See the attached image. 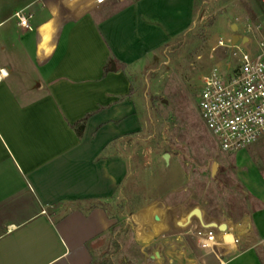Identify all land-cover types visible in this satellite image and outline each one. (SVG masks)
<instances>
[{"label":"crops","instance_id":"1","mask_svg":"<svg viewBox=\"0 0 264 264\" xmlns=\"http://www.w3.org/2000/svg\"><path fill=\"white\" fill-rule=\"evenodd\" d=\"M67 3L0 0V264H92L109 247L116 219L106 203L131 171L123 143L143 129L131 70L189 29L194 6L109 0L75 13ZM22 9L33 14L31 29L18 25ZM85 117L79 136L73 125ZM186 209L161 205L146 221L152 264H219L199 252L206 228ZM235 218L225 224L236 246L219 245V257L264 264L256 253L232 256L239 245L253 251L264 206ZM223 234L215 230L217 241Z\"/></svg>","mask_w":264,"mask_h":264},{"label":"rangeland","instance_id":"2","mask_svg":"<svg viewBox=\"0 0 264 264\" xmlns=\"http://www.w3.org/2000/svg\"><path fill=\"white\" fill-rule=\"evenodd\" d=\"M185 13L184 5V25ZM254 21H264L261 0H194L189 29L131 70L132 89L142 103L143 129L123 143L131 171L124 192L106 203L116 223L99 258L121 252L120 264H152L146 221L161 205L199 207L222 223L250 207L264 206L258 196L264 195V136L241 151L222 150L202 118L198 95L202 75L232 58L223 47L213 51L218 40L244 32ZM254 236L253 251L244 252L247 247L239 245L232 256L257 254L264 262L263 229L254 228ZM198 250L205 259L215 260L207 249Z\"/></svg>","mask_w":264,"mask_h":264},{"label":"built area","instance_id":"3","mask_svg":"<svg viewBox=\"0 0 264 264\" xmlns=\"http://www.w3.org/2000/svg\"><path fill=\"white\" fill-rule=\"evenodd\" d=\"M107 1L67 0V5L73 11H82ZM14 15L19 26L31 29V12L22 9ZM244 46L250 48L244 49ZM218 47L232 53V58L229 62L213 65L202 75L199 108L206 127L222 150L238 152L264 136V23H249L244 32L231 35L226 40L219 39L213 51ZM6 75L1 70L0 80ZM215 230L206 228V231L199 232L200 247L212 252L219 264H225L216 251L222 241H217Z\"/></svg>","mask_w":264,"mask_h":264},{"label":"water","instance_id":"4","mask_svg":"<svg viewBox=\"0 0 264 264\" xmlns=\"http://www.w3.org/2000/svg\"><path fill=\"white\" fill-rule=\"evenodd\" d=\"M238 37V36H236ZM244 40L246 41V38H244ZM115 65H113V69H115ZM170 154L166 153L164 154V158L166 161L169 160ZM192 216H196L197 218H199L202 221V227L204 228H214L220 232H224L227 230V225L225 223H219L216 221H211L208 223L203 222L202 220V212L201 209L199 207H195L191 212H190V217Z\"/></svg>","mask_w":264,"mask_h":264},{"label":"trees","instance_id":"5","mask_svg":"<svg viewBox=\"0 0 264 264\" xmlns=\"http://www.w3.org/2000/svg\"><path fill=\"white\" fill-rule=\"evenodd\" d=\"M213 21H214V18H213V17L209 18V24H212ZM86 120H87V117H85V118L79 120L77 123H75V124L73 125V127L75 128V130H76V132H77V134H78L79 136H81L82 133H83V130H84V127H85V123H86ZM118 247H119V246H118ZM113 256H114L113 253L110 254V255L107 254L106 256L99 258L98 260H96V261H95L94 263H92V264H113V261H112V257H113Z\"/></svg>","mask_w":264,"mask_h":264},{"label":"bare ground","instance_id":"6","mask_svg":"<svg viewBox=\"0 0 264 264\" xmlns=\"http://www.w3.org/2000/svg\"><path fill=\"white\" fill-rule=\"evenodd\" d=\"M226 236H229L228 238V241L225 239ZM221 237V236H220ZM203 238V237H201ZM218 238V237H217ZM222 243L221 244H218V245H222V246H232L235 244L236 246V238H233V237H230V232H225L223 235H222ZM214 245H216L215 243H213Z\"/></svg>","mask_w":264,"mask_h":264}]
</instances>
